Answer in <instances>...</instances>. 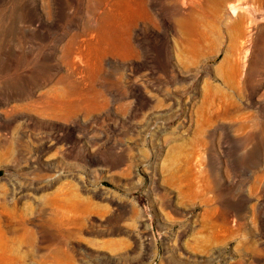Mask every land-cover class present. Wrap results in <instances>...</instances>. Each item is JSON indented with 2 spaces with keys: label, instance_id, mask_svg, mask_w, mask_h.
Returning <instances> with one entry per match:
<instances>
[{
  "label": "rangeland",
  "instance_id": "rangeland-1",
  "mask_svg": "<svg viewBox=\"0 0 264 264\" xmlns=\"http://www.w3.org/2000/svg\"><path fill=\"white\" fill-rule=\"evenodd\" d=\"M0 264H264V0H0Z\"/></svg>",
  "mask_w": 264,
  "mask_h": 264
}]
</instances>
